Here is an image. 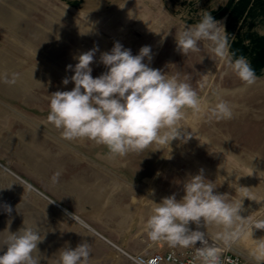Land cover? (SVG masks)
Here are the masks:
<instances>
[{
	"label": "rangeland",
	"instance_id": "obj_1",
	"mask_svg": "<svg viewBox=\"0 0 264 264\" xmlns=\"http://www.w3.org/2000/svg\"><path fill=\"white\" fill-rule=\"evenodd\" d=\"M202 11L224 27L230 50L249 60L253 85L246 87L203 42L199 53L178 50L176 18L191 25ZM258 27L264 29V0H0V77H15L13 84L0 79V233L38 230L40 264H56L59 250L82 242L91 245L89 264H129L137 253L174 250L144 232L151 201L172 194L180 200L184 183L202 170L216 183L214 193L239 200L246 191L255 199H243L244 233L229 251L257 264L250 252L264 230L248 224L264 218V35ZM117 42L133 55L150 46L152 59L144 63L187 78L208 108L229 102L233 118L194 121L189 110L182 131L194 134L186 142L116 158L92 141L63 139L47 121L50 94L74 88L62 81L74 75L67 66L74 68L84 52L97 49L93 78L107 71L101 54ZM190 228L210 237L219 230L203 223Z\"/></svg>",
	"mask_w": 264,
	"mask_h": 264
},
{
	"label": "clouds",
	"instance_id": "obj_2",
	"mask_svg": "<svg viewBox=\"0 0 264 264\" xmlns=\"http://www.w3.org/2000/svg\"><path fill=\"white\" fill-rule=\"evenodd\" d=\"M176 19L181 28L176 31L175 40L183 55L199 53L203 42L212 57L226 64L246 87L256 82V72L249 60L230 50L228 34L209 12H200L199 21L191 25L180 17ZM255 30L264 35V29ZM96 51L89 50L76 57L74 68L67 66L74 75L64 78L62 83L74 82L72 90L56 91L49 96L47 121L65 140L86 139L104 146L110 158L124 157L153 145L158 146L156 150L170 149L173 140L186 142L194 134L193 130L182 131L189 128L183 123L189 110L194 121L205 117L208 122L223 121L234 116L229 102L219 99L208 108L187 78L181 79L179 73L169 75L144 63L145 58L152 59L150 46H143L139 54L133 55L130 49L115 43L110 52L100 57L107 71L93 78L90 65ZM0 79L6 84L15 83V77L8 79L5 75ZM58 176L59 173L53 175V182ZM216 187V183L205 179L201 170L184 183L180 200L175 194L162 198L160 203L150 200L154 207L144 222L148 239L171 249L193 250L191 264H232L222 259L223 254L244 233L243 222L247 218L240 215L243 199H255L245 191L239 200H230L227 194L214 193ZM4 207L7 212L12 211L11 206ZM202 223L206 229L214 225L219 230L210 237L208 232L190 228V224H195L199 229ZM253 227L264 230V218L248 224L251 230ZM42 240L39 231L31 227L24 226L15 233L5 229L0 233V251H3L0 264H40L38 244ZM197 242L200 247H196ZM90 254L91 245L87 242L75 249L66 246L59 250L56 264H89ZM250 255L257 264H264V239L254 241Z\"/></svg>",
	"mask_w": 264,
	"mask_h": 264
},
{
	"label": "built area",
	"instance_id": "obj_3",
	"mask_svg": "<svg viewBox=\"0 0 264 264\" xmlns=\"http://www.w3.org/2000/svg\"><path fill=\"white\" fill-rule=\"evenodd\" d=\"M200 246V243L196 245V247ZM192 256L193 250L191 252L182 249L166 251L153 250L135 254L129 264H191ZM222 259L230 260L232 264H256L250 262L242 255L229 250L224 252Z\"/></svg>",
	"mask_w": 264,
	"mask_h": 264
},
{
	"label": "bare ground",
	"instance_id": "obj_4",
	"mask_svg": "<svg viewBox=\"0 0 264 264\" xmlns=\"http://www.w3.org/2000/svg\"><path fill=\"white\" fill-rule=\"evenodd\" d=\"M31 82H32V81H31ZM31 82H29V84H30ZM6 167H7V166H6ZM7 169H8V168H7ZM12 172H13V171H12ZM27 183H28V182H27ZM29 184H30V183H29ZM33 187H34V186H33ZM40 191H41V190H40ZM42 194H43V193H42ZM46 196H47V195H46ZM52 200H53V199H52ZM56 203H57V202H56ZM57 204H58V203H57ZM59 206H60V205H59ZM83 224H84V225H87L88 228L94 230L97 234L100 235V233L97 232L98 230L96 231V230H95L94 228H92L88 223H86V221H85ZM102 235H103V234H102ZM206 238H208L207 235H206ZM105 239H106V238H105ZM113 244H115V243H113ZM116 246H117V245H116ZM122 255H123V254H122ZM133 256H134V255H132L131 258H133Z\"/></svg>",
	"mask_w": 264,
	"mask_h": 264
},
{
	"label": "crops",
	"instance_id": "obj_5",
	"mask_svg": "<svg viewBox=\"0 0 264 264\" xmlns=\"http://www.w3.org/2000/svg\"><path fill=\"white\" fill-rule=\"evenodd\" d=\"M90 229V228H89ZM91 231L95 232L94 230L90 229ZM96 233V232H95ZM99 235V234H98Z\"/></svg>",
	"mask_w": 264,
	"mask_h": 264
}]
</instances>
